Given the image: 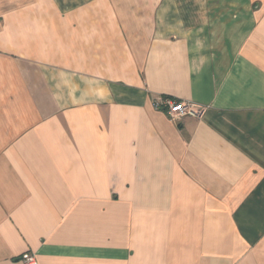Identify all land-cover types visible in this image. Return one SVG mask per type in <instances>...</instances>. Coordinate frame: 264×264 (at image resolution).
<instances>
[{"label": "crops", "instance_id": "0c3cea01", "mask_svg": "<svg viewBox=\"0 0 264 264\" xmlns=\"http://www.w3.org/2000/svg\"><path fill=\"white\" fill-rule=\"evenodd\" d=\"M29 255L264 264V0H0V264Z\"/></svg>", "mask_w": 264, "mask_h": 264}, {"label": "built area", "instance_id": "2783aa9c", "mask_svg": "<svg viewBox=\"0 0 264 264\" xmlns=\"http://www.w3.org/2000/svg\"><path fill=\"white\" fill-rule=\"evenodd\" d=\"M156 110L163 111L172 121H180L187 116H196L199 109L195 106L177 102L171 98L160 96L153 101ZM26 264H37L33 255L24 258Z\"/></svg>", "mask_w": 264, "mask_h": 264}, {"label": "trees", "instance_id": "16d2710c", "mask_svg": "<svg viewBox=\"0 0 264 264\" xmlns=\"http://www.w3.org/2000/svg\"><path fill=\"white\" fill-rule=\"evenodd\" d=\"M164 97H166V96H164ZM169 98V97H168ZM178 102V101H177Z\"/></svg>", "mask_w": 264, "mask_h": 264}]
</instances>
